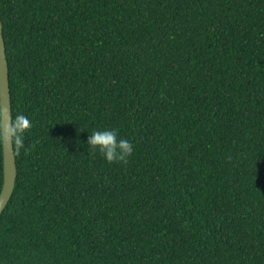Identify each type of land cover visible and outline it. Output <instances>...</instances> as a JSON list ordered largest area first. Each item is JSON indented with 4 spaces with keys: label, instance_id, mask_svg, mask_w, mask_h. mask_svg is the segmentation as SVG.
<instances>
[{
    "label": "trees",
    "instance_id": "1",
    "mask_svg": "<svg viewBox=\"0 0 264 264\" xmlns=\"http://www.w3.org/2000/svg\"><path fill=\"white\" fill-rule=\"evenodd\" d=\"M0 21L33 125L0 264H264V0H0ZM105 129L126 163L87 144Z\"/></svg>",
    "mask_w": 264,
    "mask_h": 264
},
{
    "label": "clouds",
    "instance_id": "2",
    "mask_svg": "<svg viewBox=\"0 0 264 264\" xmlns=\"http://www.w3.org/2000/svg\"><path fill=\"white\" fill-rule=\"evenodd\" d=\"M32 121L22 113L9 118L7 107H0V144L9 142L15 151L25 148L26 134L32 128ZM87 144L93 151H99L108 163H126L133 153V144L125 138H119L115 129L94 130Z\"/></svg>",
    "mask_w": 264,
    "mask_h": 264
},
{
    "label": "water",
    "instance_id": "3",
    "mask_svg": "<svg viewBox=\"0 0 264 264\" xmlns=\"http://www.w3.org/2000/svg\"><path fill=\"white\" fill-rule=\"evenodd\" d=\"M0 107H7L11 118V105L8 82V65L5 53V44L0 21ZM3 152V185L0 192V216L10 201L16 180V161L14 149L9 142L2 144Z\"/></svg>",
    "mask_w": 264,
    "mask_h": 264
}]
</instances>
